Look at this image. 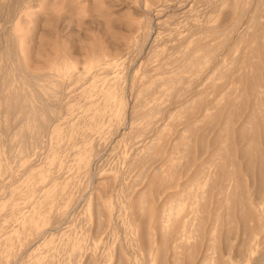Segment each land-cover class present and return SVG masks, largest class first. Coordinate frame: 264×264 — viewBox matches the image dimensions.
I'll return each mask as SVG.
<instances>
[{"label": "rangeland", "instance_id": "rangeland-1", "mask_svg": "<svg viewBox=\"0 0 264 264\" xmlns=\"http://www.w3.org/2000/svg\"><path fill=\"white\" fill-rule=\"evenodd\" d=\"M5 1L0 0V12L6 11L3 16L0 13V64H3L4 60L2 48L3 42L6 41L5 32L7 36L10 31H13L12 33L15 35L24 34L27 40L23 36L25 49L21 54L28 58L31 57L28 62H31L33 67H37V71L40 73V79L38 78L37 81L40 84L61 88V92L58 89L59 97V92H56V96H54L58 98L61 107L58 103H50L54 104L52 107L56 114L54 113L48 122L49 128L47 127L44 132L41 131L39 139L34 140L32 144V140L29 141L31 145L25 144L24 149H21L14 136V132L21 129V121L8 122L9 126L4 127L0 118V155L3 158L0 157L1 161L3 160V162L0 161V264H112L116 261L115 257L118 254L116 255L115 252L118 248L120 249L118 252L121 251V255L126 260L132 255L129 260H133L134 262L131 261L133 264L143 262L144 264H148V262L157 264V256L155 259L154 255L156 250L153 251L154 254L150 251L152 248V250L155 249L154 243L158 242L156 235L159 233L158 228L151 227L152 230L148 228L151 231H148L150 238L152 233V238H155L151 239L154 241L151 245L152 248H146L147 251L150 249L149 253L147 252L148 256L145 255L146 249L142 252L140 248L136 247L135 249L137 246L135 242L139 241L138 237H140L138 232H140L141 219L137 208L135 209L138 203L135 204V202H138L142 196L145 199L147 194L143 193L147 192L146 189L149 188L152 195H149L148 190V198L144 202L147 201L146 204L149 206L151 201L158 200V196L154 193L157 196L154 197L156 199L150 198L151 201L148 202L149 197L153 196L152 183L148 180V175L151 179V170L153 173L156 170L158 175H164L163 182L166 181L167 176L172 174H175V179L172 186L167 187L166 191L160 195L158 201L161 204L158 201L154 202L155 207H163L164 201L169 199L164 205L166 213L170 214L172 213L170 212L171 207L176 205L181 207L182 205L179 200L186 196V179L191 172H186L188 139L190 135L196 134L199 148V133L205 128H211L205 125L204 119V123L199 122L195 130L191 128L189 130L186 124L192 118L188 119V116L193 111H196L197 117L199 116L197 110H191L196 104H198L197 106L200 104L206 105V107L210 106V109L205 111L209 116V121H211L210 117L213 120L215 114L220 111L216 106L212 107L213 102L221 96L220 80L217 76V61L221 56L216 49L221 35L216 30L222 19V12L227 8L230 9L228 3L231 0H224V2L223 0H177L179 3L176 0H17L19 3L16 4L15 1L14 7L11 6V1L7 0L10 2L8 5L11 4L10 9L9 7L5 8L7 3V1L4 3ZM246 1L251 6H254L257 1L259 6V8L255 6L259 9H257V13L261 11L260 19L264 21V0H245L244 2L246 3ZM241 2L238 8L241 7ZM249 4H246V7ZM12 7L15 11L12 10L14 14L11 17L12 13L9 11L11 12ZM8 31L9 34H7ZM152 44L153 46L149 48ZM207 44L212 46L209 56H207ZM119 45L126 49H122V47L115 49ZM110 47L115 49V52L113 50L112 52ZM105 48H109L113 54H110L109 57L106 54V56ZM99 49L104 53H100ZM61 50H63V54L60 52ZM58 51L62 54L61 57L64 54L66 56L60 57L61 59L55 57L54 52L58 53ZM96 55H102L103 59L99 56L100 59H97ZM189 56L191 59L187 63ZM210 56L211 60L209 61ZM198 57H201L200 62L196 63ZM178 58L181 59L178 61ZM53 59H55L54 62ZM107 59L108 61H106ZM119 61L121 62L119 63ZM59 62H62L61 67ZM0 67L3 68V65ZM0 72L2 73V69ZM210 74L211 78L208 79L207 76ZM19 76L17 75L18 80ZM190 77L196 81L193 83ZM172 78L180 80L174 83L176 89L185 90L186 85L188 88L200 81L203 85L199 84L201 87L197 85L200 90L192 102L181 104L178 109L173 104V108H171L172 105H169V102L174 97H171V92L168 93V87ZM56 81L60 83L59 87L54 83ZM27 87L30 90L32 88L33 92L37 91L39 97L44 96V89ZM149 87L155 90L151 91ZM140 89L143 90L140 91ZM162 89H164L163 92H160ZM139 92H142L143 95ZM184 93L182 96L187 99L190 92L185 91ZM138 98H143L147 103L139 102ZM217 100L223 102L221 97ZM134 101L137 102L139 109ZM218 101L215 103L219 105L221 102L218 103ZM35 102L37 103V101ZM84 103H86L85 106H83ZM143 103L146 104L143 105ZM133 104L135 105L133 106ZM147 105L148 107H146ZM158 105L162 106L161 110H154ZM132 106L136 109L134 110ZM163 107H166L167 110ZM149 115L151 116L149 117ZM132 116L134 118L136 116L137 119L135 120ZM131 117L133 121H130ZM150 118L154 120L151 119V121ZM222 118V116L217 118L215 126L208 129V133L206 132L208 140L222 123ZM146 119L147 122L150 121L146 123ZM206 119L208 120V117ZM239 121H236L234 125ZM160 122L162 125H158ZM133 123L136 126H133L134 128L131 130L129 124ZM149 124L151 128H149ZM208 124L210 126V123ZM147 126H149L150 132L144 129ZM138 127H141L139 130L143 127L141 131L147 132L144 135L141 131L137 132ZM78 130L79 132L83 130L82 134ZM153 130L158 133L156 136H153L155 132L152 135ZM89 134H91L90 137ZM149 134L154 138L150 139L152 137H149L151 136ZM134 135L136 136L134 137ZM77 140L79 142L75 143ZM152 141L154 143L151 145ZM156 144L162 146V153L159 149L160 154H157V146L153 151L152 146L155 148ZM213 145H210L209 148L212 149L216 144ZM159 148L161 147L159 146ZM85 150L88 152L81 154L80 157L83 160L85 158L86 162L78 159V152L81 153ZM152 151L158 155V159L152 158L155 156ZM148 152H151L149 157L152 160L148 159L149 157L146 155ZM138 157L139 162L137 161ZM132 158H136V163ZM150 160L154 163L149 162ZM86 166L88 168L85 169ZM85 170H88L87 173ZM48 181L50 182L48 183ZM146 185L147 187H145ZM52 190H55V193ZM120 192L125 195L130 194L120 196L122 195ZM140 192L142 196H140ZM55 194H58L57 197ZM138 196L140 197L138 198ZM96 198L101 201V206H103L101 211L106 214L101 213L104 215V227L102 225L95 227L98 224V222L95 223L97 217L96 210L94 211ZM210 198L207 194V200ZM132 199L135 202L131 207ZM175 199H178L179 203L176 204ZM171 203L175 205L169 206V208L167 205ZM129 205L131 209L135 210L134 212L132 210L133 213L129 211L131 210ZM147 205L144 204L145 207ZM210 205L212 206V203ZM223 206H220V219L215 226L216 240L218 241L221 239L222 224H224L225 210ZM112 212L115 214L114 216ZM140 212L144 213V211ZM127 214L132 216L134 222ZM103 217L101 216V223H104ZM137 218H139V222ZM168 221L169 219H166L162 222L165 231L166 229L170 231L172 228V221H169L170 223ZM130 224H133V227ZM154 229H158L156 230L158 232ZM154 235L156 236L154 237ZM130 239L133 242L135 240L134 244ZM231 241L232 244L235 243L234 239ZM124 244L127 245L126 247L129 246L128 249L122 246ZM139 245L138 243V247ZM129 248L133 249H130V252L140 250L139 254L136 251V254L128 251L125 253L124 251ZM168 252L169 256L170 251ZM232 253L233 251L228 253L230 256L228 259L231 258ZM157 254L158 252H156ZM178 255L180 264H185L188 261L187 252L182 251ZM169 257L171 258V256ZM169 260L171 261V259ZM230 261H234L233 256ZM241 264L251 263L242 262Z\"/></svg>", "mask_w": 264, "mask_h": 264}, {"label": "bare ground", "instance_id": "bare-ground-1", "mask_svg": "<svg viewBox=\"0 0 264 264\" xmlns=\"http://www.w3.org/2000/svg\"><path fill=\"white\" fill-rule=\"evenodd\" d=\"M6 1L4 3H6ZM10 1L12 3V5L11 4L10 5L13 7H14L13 3L15 1H16L15 2L16 4L19 3V1H17V0H10ZM240 1H242L241 4L245 3L244 2L245 0H231V2L228 3V5L230 6L229 7L230 9L227 8L228 10L227 9H226V11L223 10L224 12H222V14H221L223 16H221L222 19H221L219 28L216 30V32H219L221 35V38L219 39V42L216 45V49H218V52H220L219 54L221 56L217 61V65H218L217 66V69H218L217 76H218V79L220 80L219 81V87L221 88V90H220L221 96H219L218 98L221 97L223 102L218 101L217 100L218 98H217L213 102L215 105L214 104L213 105L211 104V105H212V107L216 106V108L220 111H218V113L215 114L216 116H215V118L213 117V120L211 119L212 117H210L211 121H209V116L206 115L205 111L210 109V106L206 107V105L202 106L201 104L199 106H197L198 104H196V106H194L193 109H191V110H197V112H199L200 117L199 116L197 117V115H195L196 111H193L188 116V119L192 118L191 120H188L187 118H185V120L187 119L189 122V123L187 122V124H186V127L188 126L189 130H190V128L192 130H195L198 127V123L203 122L204 119H205V125H208L207 127H211V128H213L215 126L214 123H215L217 118H220L222 116L223 121L220 125L218 124L219 127L217 128V130L215 131L214 135L211 137L210 140L207 139L206 132L208 133L211 128H208L209 130L205 128V130H202L199 133V137H200L199 148L197 146L196 134L194 136L190 135V137L188 139L189 142L187 143L188 145L186 148L187 149V157H188L187 162H186V172L187 171H189V172L191 171V172L187 176V179H186V196L183 199L179 198V199H181V200H179V201H181L180 203H182L181 207H178L179 205H176L175 207H171L172 210H170V212H172V213H170V214L166 213V206L164 204L169 199H166L164 201L165 203L163 202L164 203L163 207L162 206H160V207L156 206L155 207V203L159 200L160 195H162L166 191L167 187L172 186L171 184L173 183V180L175 179V174H172L169 177L167 176L168 179L166 178V181L163 182L164 175H158L156 173L157 172L156 170L154 173H153V170H151L152 171L150 173V175L152 174L151 179H150V176L148 175V177H149L148 180L152 183L151 192L153 191V196L149 197L148 202L151 201L150 198L152 200H155L156 198H154V197H157V196H158V198H157L158 200L151 201V204H149V206H148L146 204L147 201L145 203L144 200L148 198V193H149V195H152V193L150 194V188L148 189L149 192L146 189V191L148 193L144 191V189H145L144 188L143 194H145V195L147 194V197L144 199L143 196L141 195V192H140V196H142L140 198V200L137 199L138 202H135L132 199L133 203L131 202L132 205L130 204L132 207L134 205V202H135V204L138 203L137 206L135 205L136 206L135 209L137 208L136 210L138 212V215H140L139 217L141 218L140 219V232H138V236L140 234V237L137 236L139 238V241H137L138 238L136 239V241L140 245L138 247V243L135 242V240H134L135 245L137 244V246H135V249H136V247L140 248V250L142 252V250H145L146 248L151 247L152 243L154 242V241H151V239L154 240L155 238L154 239L152 238L153 233L151 234V238H150V234L148 233V231H149L148 228L151 229V227H153V228L156 227L159 229V233L156 234L157 238H158V242L156 241V243H158V244L154 243V245H155L154 250H152L153 249L152 247H151L152 248L151 251H150V249H148L150 252H153L156 250L155 254H154V252H153V254L155 255V259L157 256V264H169V263L180 264L179 263L180 258H179L178 253L182 252V251H185L188 253V255H187L188 261L187 260H186L187 262L184 261V262H186L185 264H195L196 262L198 264H241L242 262H250L251 264H264V21L262 19H260L259 14H261V11H259V13H257V9L259 8V6L256 3L257 1L255 2L254 6H251L246 1V3L244 5L240 4L241 7L238 8ZM223 2H224V0H223ZM8 3H10V2L7 1L5 8L9 7V9H10V5H8ZM246 4H249V6L247 5V7H246ZM258 4H259V2H258ZM177 5H175V6L177 7ZM180 5H181V3H180ZM255 6H257L258 8ZM13 7L11 9V12L8 10L9 13H12L11 17L14 14L12 12V10H14ZM15 7H16V5H15ZM3 9H4V7H3ZM0 11H1V8H0ZM0 13H2L1 16H3L4 13H6V11L0 12ZM8 15H10V14H8ZM7 16H5V18ZM8 17H10V16H8ZM2 18H4V17H2ZM7 20H9V18ZM12 32L10 31V34H9V31H8V33H7V34H9L8 36L6 35V32H5V38L6 39L3 38L6 41L4 40L5 42H3L4 45L2 48L3 49L2 50V57L4 58L5 62L3 60L2 61L3 64H0V65H3V68L0 67V70L2 69V73L0 72L1 73L0 74L1 75L0 76L1 77L0 78V113H1L0 118L2 119V122L4 123L3 125H5L4 127L9 126L7 124L8 122L11 123V122L16 121V120L21 121V126H20L21 129H18V131H15L14 136H15L18 144H20L21 149H24L25 144H27V143L30 144L31 140H32V142H31V144H32L34 142V140L39 139L38 137L40 136L41 131L44 132V130L46 131L47 127L49 128L48 122L50 121L53 114L54 113L56 114L55 109H53V107H52V105H54V104L51 105L50 103H52V102H54L56 104L58 103V98L54 97V96H56L55 93L56 92L58 93L61 88L58 86V85H60V83L58 81H56L54 83L59 88H57V87L52 88L49 85L44 86V84L42 85L37 81L38 78L40 79V77H39L40 73L37 71V67L36 68L33 67L34 65H31V62H28V59L31 57L28 58L27 56H23L21 54L23 49H25V46H24L25 42H24V38H23L24 34L21 35L19 33L20 35H18V34L15 35ZM150 37H152V36H150ZM153 37H155V36H153ZM25 39H26V37H25ZM199 41H200V39H199ZM199 41H198V43H199V45H201ZM151 43H153V42H151ZM124 46H126V45H124ZM151 46H153V44L150 45L149 48H151ZM118 47H119V49L121 47H122V49L124 48L123 46L120 47V45H119V46H116L115 49H117ZM206 47H207V56H209L210 52L212 51V46H211V44H207ZM115 49H111V47H110L111 51L113 50L115 52ZM124 49H126V47ZM110 50L108 48V49H106V52H105V55L108 54V57L110 54L111 55L113 54L110 52ZM98 51L100 53L102 52V54L104 53L102 50L100 51V49ZM151 51H153V50H151ZM60 52L62 53L63 50H61ZM49 53H50V55L53 54L51 52H49ZM49 53H48V55H49ZM54 53L56 54L55 57H59V58L63 54V53L62 54L59 53V51H58V53L57 52H54ZM95 53H97V52H95ZM122 54H121V56H122ZM68 55H69V53H68ZM53 56H54V54H53ZM53 56H52V58H53ZM64 56H66V55L64 54L63 57ZM98 56L100 58L102 57V55H98ZM98 56H97V59H100V58H98ZM199 56H200V54H199ZM63 57H61V58H63ZM115 57L117 58V56H115ZM50 58H51V56H50ZM59 58H57V59H59ZM200 58L199 57H198V59L196 58V63L200 62ZM101 59H103V57ZM180 59L181 58H178V61ZM190 59H191V56L188 57L187 63H189ZM54 60L55 59H53V62H54ZM210 60H211V56L209 57V61ZM66 61L67 60L65 59V62ZM106 61H108V59ZM57 62H58V60H57ZM62 62H63V59H62ZM62 62H59L60 67H61ZM120 62L121 61H119V63ZM17 75L18 76L20 75L19 80L17 78ZM190 78L193 81V78L192 77H190ZM195 78H199V77H195ZM201 78H200V80H203ZM207 78L210 79L211 74L208 75ZM55 80H56V78H55ZM166 81H168V80L166 79ZM178 81H180L179 78L178 79L175 78V80H174V78H172V80L169 83L170 86L168 87L169 88L168 93L171 92V94H172L171 97H174L173 100H171V102H169V105L171 104L172 105L171 108H173V104H174V107H177V109H178V106H181V104H187L188 102H192L196 98V95L198 94L197 92H199V90H200V88L197 87V85L202 84L200 81L194 85L193 83H194V81H196V79H194L193 83L191 81V83L193 84L191 87L187 88V85H186L185 90L184 89H176V87H175L176 85L174 83H176ZM158 82H160V81H158ZM187 83H189V82H187ZM171 84H174V85H171ZM46 85H47V83H46ZM27 86L35 87L38 89H44V96L39 97L37 91L33 92V89L31 88V90H32V92H31L30 88H28ZM167 86H168V84L166 85V87ZM199 86L201 87V85H199ZM151 87H153V86L151 85ZM151 87H149V89ZM166 87H164V89H166ZM158 88H160V87H158ZM168 88H167V90H168ZM58 89H59V91H58ZM146 89H148V88H146ZM152 89H154V88H151V91H152ZM164 89H162V91H160V92H163ZM142 90L143 89H140V91H142ZM157 90H161V89H157ZM172 91L174 92V95H173ZM183 91L184 92L185 91L190 92L189 96H187V99L183 98V96H182L184 93ZM60 92L58 93V97H59ZM139 93H142V92H139ZM142 95H143V93H142ZM168 95H170V94H168ZM184 95H185V93H184ZM138 97H141V96H138ZM136 98H137V96H136ZM139 100H138L139 102L144 101L143 98H140ZM35 101H37L38 104ZM100 101H101V99H100ZM136 101H134L135 104L137 103ZM216 101H218V103L221 102L220 104H222V105H220V104L218 105L217 103H215ZM144 102H146V101H144ZM135 104H133V106ZM145 104L143 103V105H145ZM85 105H86V103H84L83 106H85ZM169 105L167 104L166 106L168 107ZM136 106H137V104H136ZM60 107H61V105H60ZM146 107H148V105ZM157 107L155 109L153 107V109L154 110H161V108H162V106L161 107L159 106L160 109ZM149 108L151 109V107H149ZM163 108L166 109V107H163ZM135 109L136 108H134V110ZM137 109H139L138 106H137ZM153 109H151V110H153ZM142 110H144V108ZM147 110H149V109H147ZM58 111H60V110H58ZM133 112L134 111L132 109V113ZM89 113H91V112H89ZM147 113L150 114L149 112H147ZM150 116L151 115H149V117ZM93 117H94V115H93ZM132 117L134 118V116H132ZM132 117H131L130 121H133ZM207 117H208V120L206 119ZM134 119L136 120L137 117L135 116ZM151 119L152 118H150V120ZM163 119H164V117H163ZM96 120H97V117H96ZM152 120H154V119H152ZM206 121H208L207 124H206ZM236 121H239V123L234 125V123ZM51 122H52V120H51ZM136 122H138V121H136ZM148 122L146 119V123H148ZM84 123H85V121H84ZM151 123H153V122H151ZM162 123H163V120H162ZM162 123L160 122L158 125H160V124L162 125ZM208 123H210V126ZM133 124H131V125L129 124V126L131 127V130H132V128H134L133 126H136L135 124L134 125ZM158 125H156V126H158ZM137 126H138V124H137ZM156 126H155V128H156ZM148 127L149 126H147V128H144V129H147V131H149L150 130L149 128H151V125L149 128ZM159 127H161V126H159ZM159 127L157 128L158 130H159ZM140 128L138 127L137 132H140L143 129V127H142V129L139 130ZM155 128H153V129H155ZM157 129L155 130L156 132H157ZM79 130H78V132H79ZM83 130H81V132H83ZM155 131L154 130L152 131L153 132L152 135L154 134ZM81 132H79V133H81ZM129 132H130V130H129ZM141 132L143 133V135H144V133H146L145 130H143ZM156 132L153 136H156V134H158ZM86 133H87V131H86ZM90 135L91 134H89V137H90ZM149 135H151V134H149ZM152 135L149 136V137H152L150 139L154 138ZM135 136L136 135H134V137ZM76 137H80V136H76ZM72 138H73V136H72ZM140 138L144 139L143 137H140ZM75 139H77V138H75ZM139 139H137V140H139ZM148 140H149V138H148ZM93 141H94V139H93ZM141 141H143V140H141ZM153 141H152V143L150 142L151 145L155 142V141L154 142ZM76 142H79V140L75 141V143ZM0 143H1V141H0ZM80 144H81V140H80ZM164 144L166 145V143H164ZM212 144H214V145L216 144V145L215 146L213 145L214 147L211 149V148H209V146ZM28 145H26V146H28ZM141 145H143V144H141ZM147 145L151 147V145H149L148 143H147ZM147 145H146V147H147ZM154 146H155V148L152 146L153 151H154V149L156 150V146L158 147V149L156 150L157 154H160L159 149H160L161 153L163 152V150H161L162 149L161 145L156 144ZM159 146L161 148H159ZM75 149H77V148H75ZM136 150H138V148H136ZM74 151H72V152H74ZM153 151H152V153H153ZM87 152H88L87 150H85L81 153L79 151L78 152L79 153L78 159L79 160L81 159V157H80L81 154L87 153ZM92 152H93V150H92ZM92 152H90V153H92ZM92 154H90V155L92 156ZM150 154H151V152L150 153L148 152L146 155H148V157H149ZM153 154H155V156H152V158L158 159L157 158L158 155L156 153H153ZM146 155H144V156H146ZM160 156H159V158H160ZM0 157H1V155H0ZM86 157H87V155H86ZM135 157H136V154H135ZM1 158H0V161H1ZM133 158H134V156H133ZM75 159H76V157H75ZM135 159H133V160L136 163ZM148 159H151V158L149 157ZM81 160H83V159H81ZM133 160H132V162H133ZM138 160H140L139 157L137 158V161ZM151 160L149 162L154 163V161H151ZM70 161H71V158H70ZM83 161L86 162V159L84 158ZM83 161H82V164H84ZM88 161L90 162V160H88ZM1 162H3V160ZM82 164H80V165H82ZM131 165H132V163H131ZM88 166H86L85 169L88 168ZM155 166H157V165H155ZM80 168H81V166H80ZM82 171H84V170H82ZM86 171H88V170H85V172ZM55 177H57V176H55ZM49 182L50 181H48V183ZM69 182L71 183V180ZM147 185L145 187H147ZM44 186H45V184H44ZM59 186H58V188H59ZM148 186H151V185L149 184ZM67 187H68V184H67ZM98 189H100V188L98 187ZM54 191L55 190H52L53 193H55ZM57 191H58V189L56 190V192ZM154 193L157 196H155ZM58 194H60V193L58 192ZM123 194L120 196H123ZM126 194H127V192H126ZM129 194L130 193H128L127 195L124 194V196H128ZM207 194H209V196L211 197L210 200H207ZM57 195H56V197H57ZM134 196H135V194H134ZM140 196H138V198ZM97 198L99 199V197H97ZM97 198H96L97 201H95V203H94L95 204L94 205L95 206L94 211L96 210L95 215L97 217V221L95 220L96 221L95 223L97 224V222H98V224L95 227L101 226V225L104 227L105 220H104L103 216L106 214L103 211H101V210H103V209H101V207H103V206H101L102 205L101 201H99ZM122 198H124V197H122ZM48 199H49V197H48ZM48 199H46V200H48ZM126 199H127V197H126ZM175 200L174 201L176 202V204L179 203L178 199H175ZM124 201L127 203V201L125 199H124ZM130 201H131V199L129 200V202ZM125 202H123V203H125ZM158 202H159V204H161L160 201H158ZM211 203H212V206L210 205ZM125 204H124V207H125ZM127 204H129V203H127ZM144 204H145V206L147 205V207H145ZM130 205H129V207H130ZM174 205L175 204L171 203L170 205H167V206L169 207V206H174ZM221 205L222 206L224 205L223 208H224L225 212H224V224H222L221 239H220V241H218V240H216L217 234H215V233L217 231H215V226L217 224V221L220 219L219 209H220ZM126 207H127V205H126ZM131 207H130V209H131ZM212 207H215V208H212ZM147 208H149V209L147 210ZM164 208H165V211H164ZM125 209L127 210V208H125ZM132 210H133V212L135 211L134 209H131L129 211L132 212ZM140 211H144V213L140 212ZM102 212L104 213V215L101 214ZM139 213H141V214H139ZM129 214H130V212H129ZM114 215L115 214L113 213V216ZM101 216L103 217L104 223H101L102 222ZM127 216L130 217L128 214H127ZM131 217H130V219L132 220ZM136 217H138L137 214H136ZM150 219H151V221H150ZM166 219H169V221H172V228L170 229V231H167V229L165 231V228L163 226L164 224L162 222L164 220L166 221ZM137 220L139 222V218H137ZM169 221H168V223H170ZM132 222H134V220H132ZM132 225L133 224H130V226H132ZM158 229H154V230L156 231ZM137 231H139V230H137ZM149 232H151V231H149ZM156 232H158V231H156ZM156 235H154V237ZM233 239L235 240V243L232 244L231 240H233ZM127 241H125V242H127ZM134 242L132 244H134ZM128 244H130V242H128ZM122 246H125V244ZM126 246H125V248L128 249L129 246L128 247H126ZM125 248H124V250H125ZM127 249H126V251H124L125 253H127V251L130 252V249H132V248H129V250H127ZM119 250L120 249L118 248L117 251L115 252L116 255L117 254L118 255H117V257H115L116 261L114 259L115 263H112V264H133L131 262L133 260H131V261L129 260V258L132 257V255H130L129 258H128V256L127 257L125 256L126 258H128V260H126L121 255L122 254V253H120L121 251L118 252ZM137 250H135V251L137 254H139L138 252L140 250L138 252H137ZM135 251H131V252L135 253ZM149 251H147V249H146V253L147 252L149 253ZM168 251H170L169 256H171V258L168 256V253H169ZM232 251H233L232 256L234 258V261L231 262L230 259L232 258V256L230 259H228V257H230L228 253H231ZM156 252H158L157 255H156ZM214 252H217V253L213 254ZM143 253H145V251H143ZM143 253H141V254H143ZM146 253H145V255L148 256V253L147 254ZM151 254H150V256H151ZM146 256H145V258H146ZM138 259H139V257H138ZM149 259H150V257H149ZM149 259H148V261H149ZM168 259H171L172 262L170 260L168 261ZM142 260H144V259H142ZM140 264H144V262L140 263ZM148 264H150V262H148Z\"/></svg>", "mask_w": 264, "mask_h": 264}]
</instances>
